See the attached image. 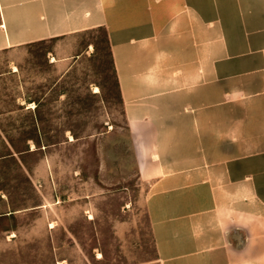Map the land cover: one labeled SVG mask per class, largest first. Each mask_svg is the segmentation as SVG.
Returning <instances> with one entry per match:
<instances>
[{
  "label": "crops",
  "instance_id": "1",
  "mask_svg": "<svg viewBox=\"0 0 264 264\" xmlns=\"http://www.w3.org/2000/svg\"><path fill=\"white\" fill-rule=\"evenodd\" d=\"M105 29L162 264H264V0H0V52Z\"/></svg>",
  "mask_w": 264,
  "mask_h": 264
},
{
  "label": "rangeland",
  "instance_id": "2",
  "mask_svg": "<svg viewBox=\"0 0 264 264\" xmlns=\"http://www.w3.org/2000/svg\"><path fill=\"white\" fill-rule=\"evenodd\" d=\"M107 38L0 52V264H162Z\"/></svg>",
  "mask_w": 264,
  "mask_h": 264
},
{
  "label": "trees",
  "instance_id": "3",
  "mask_svg": "<svg viewBox=\"0 0 264 264\" xmlns=\"http://www.w3.org/2000/svg\"><path fill=\"white\" fill-rule=\"evenodd\" d=\"M99 29H102V28H99ZM108 37V36H107ZM107 40H108V38H107ZM43 42H45V40L44 41H39V42H35V43H31V44H29V45H36V44H39V43H43ZM108 43H109V41H108ZM109 46H110V44H109ZM110 48V47H109ZM110 55H111V57H112V53H111V48H110ZM113 60V59H112ZM114 66V65H113ZM114 72H115V69H114ZM115 75H116V72H115ZM116 79H117V77H116ZM117 85H118V81H117ZM119 89V88H118Z\"/></svg>",
  "mask_w": 264,
  "mask_h": 264
}]
</instances>
